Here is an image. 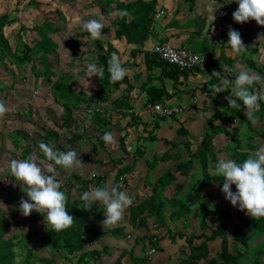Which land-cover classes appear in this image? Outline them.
Wrapping results in <instances>:
<instances>
[{
	"label": "crops",
	"instance_id": "1",
	"mask_svg": "<svg viewBox=\"0 0 264 264\" xmlns=\"http://www.w3.org/2000/svg\"><path fill=\"white\" fill-rule=\"evenodd\" d=\"M30 1L31 0H29L28 2L29 5H34L37 8V4H33L32 1L31 2ZM37 1L41 3V6L43 3H47V5H50V3L53 2V0H37ZM63 1H67L68 3L67 7L74 6V3H72L74 2V0L71 1L61 0V2ZM124 1L128 3L135 0H124ZM146 1H151V0H146ZM19 4L20 2L17 1L16 5ZM238 6L239 5L236 2V0H157L155 7V13H156L155 20L147 35L143 36L142 38L134 42H127L125 38L124 39L117 38L116 36V30L118 29V25H115L114 22L120 17V15H118L117 13L118 16L116 17V19H114L113 17L114 15H112V13L116 11H111L110 9L106 8L104 2H102L101 0H87V2L82 5V7L86 8V10L88 11L87 14L92 12L95 13L97 19H100L102 17L103 20H106L103 21L104 27L102 29V34L103 36L108 38L109 42H106V44H104V39L106 40V38L102 37L103 38L102 39L101 37H99V40L102 43V46L100 48L101 53L104 54L110 53L111 55L113 53L119 54L123 65L127 69L126 74L129 76L128 80L127 79L124 80V82L120 85V87L110 88V91L112 92L109 94L108 100L105 97L104 100L99 99L100 102L98 104L95 103L84 104L87 105L84 107V110H87L89 106L100 105V106H104L105 108L103 112L106 114H110L111 116L115 115L123 118V117H133L134 115V117H138V121H140L141 123L140 125L145 126L146 128L148 127L152 130L153 133L150 136L156 135L157 137L155 140H153L150 136L147 137L144 141V146L138 149L140 152H141V148H143L144 150L142 157L145 158V166L147 167V171H146L147 173H146V177L144 178V180H142V182L140 179H136V181L133 182L130 181V183L129 182L126 183V185L127 186L129 185L130 189L132 188L133 190L132 200L133 198H135V200L138 199L140 201L141 199L143 200V198H146L149 195H153L156 192L155 184L159 181V178L166 172V170L171 168L173 164L178 160L187 161L190 160L191 158L194 159V164L192 165L193 168H191L190 173L191 174L197 173L199 175L201 174L202 175V176L200 175L201 178L203 177L204 179L205 173H204L203 165L200 162L199 157L198 156L193 157V154L201 146L206 136V133L211 130L210 129L211 123L220 126L221 129L220 132L214 137L211 146V152L217 154L218 159L230 158V156L228 155V150L231 152L235 144H238L237 140L235 139L240 138L242 140V136H244L243 132H245V128L247 127L248 124L246 123L243 124L241 131L236 133V130L240 127L241 119H238L239 116L235 112L230 110L229 100L227 99V97L235 94V88H234L235 78H233L232 75L226 74L224 70V65L225 64L230 65L232 71H234V73L236 74L240 70L253 69L255 70L256 73H259L262 76H264V25L259 24L255 19H249L248 21L242 23L235 21L233 18V12L238 8ZM77 8L78 10H83L80 7ZM57 9L60 8L57 7ZM83 13L82 14L77 13L76 14L77 19L71 21L74 23L73 29L75 33L77 32L76 33L77 35H80L79 31L83 30V33L85 31L82 25L84 22L83 19L86 17V15L85 14L83 15ZM157 13H161V15L157 17L156 16ZM74 15L75 13L73 14V16ZM131 19H132L131 16L128 15V20L130 21ZM230 28H235L240 31L243 43L247 47L246 50H241L240 52H235L234 50H232L231 46L227 43V40L229 39L228 33ZM114 30L115 33L113 34ZM74 36L80 37L76 35ZM80 39H81V44L87 41V40L82 41L83 37L82 38L80 37ZM162 43H170L175 47H183L191 51H197V52L210 51L220 59L222 68L207 69L204 67H200L193 70L190 69L188 70V73L185 76L184 75L181 76L180 80L177 82L169 77H166L165 72L164 74H162V70L161 69L159 70V68L157 67L153 68L152 69L153 72L150 73L149 65H148V59L150 56L147 55V52L153 53L154 48ZM94 44L97 46L96 43ZM90 45L91 44L87 46ZM39 77L42 78L44 82H46L45 76L42 75ZM97 84L99 85L98 82ZM163 84H165V86L167 87L166 90L167 92L165 93L166 95L164 97V102H158V103L182 105V106L184 105L186 107L180 114L173 115L171 116V118H167L168 116L158 115L157 113L149 110L146 107V103L148 101L150 102V94L147 91V87L150 85L162 87ZM51 85L52 84L50 83V86ZM251 87L254 92L257 93L264 92V80L256 81ZM50 90L52 91V86ZM35 93L40 94L39 89L35 91ZM38 94L34 96L31 95V99L37 98ZM233 98L235 97L233 96ZM118 99L126 101L125 103L133 104L134 112L127 116H122L120 115L121 113H116L115 109L118 107H115L114 105ZM58 104L60 105V107L63 108L61 103ZM259 105H260V101H259ZM79 108H76L75 111ZM53 109L50 110V114L48 115V117H46L48 118V120L51 121L52 119L50 116L53 112H55L53 111ZM33 110L34 109L28 110V113L31 112L33 113ZM110 111L113 112V114L110 113ZM245 111H246L245 119L248 120L247 119L248 116L250 118L254 117L252 120L253 126L258 128L259 125H257L258 122H256L258 118L255 117L254 115H251V112L250 115L247 116V109H245ZM95 113L97 112H94L92 114L87 113V115L89 117H92ZM62 114H63V109H62ZM52 118L55 119V117ZM62 118L63 117H60V120H57L59 125H61L63 121ZM76 118L77 117H73L72 119H70L71 127L75 129V132H73L70 135L71 136L75 135L74 136L75 142L73 144V147H76L78 153H80L81 152L80 145L82 147L83 141L86 137V133L85 132L78 133L81 131H77L80 129H77L79 123L78 121H76L77 120ZM74 121H76V123ZM16 124L17 121H14L13 125ZM111 124L112 123H110L106 128H103L104 129L103 131L104 132L111 131L112 128ZM127 124H129V122ZM6 125L4 126L7 127ZM41 126H43L41 127V129L46 127L45 130L43 129L45 135L41 137L42 138L41 140H43L47 134L48 129L53 127L47 129L46 125H41ZM56 126L57 127L54 128H59L58 125ZM96 128L100 130V128L97 125ZM60 133L62 135L61 140L66 141L68 139L66 138V136L68 137L69 132L65 130L64 131L61 130ZM14 134H16L17 136L21 135L19 137L20 138L23 137L22 139H24L23 134H20L19 132L16 133L14 132ZM249 136H252V134H247V136H244L248 139L247 143L251 138ZM257 139L259 140L260 138L258 137ZM25 144L24 147H20V152L22 156L25 147L30 145V143L27 142ZM97 144L92 143V147L87 149V153H86L88 154L87 159L89 161L91 160L93 161L91 162L93 163V170H95L94 174L96 175L102 174L104 168L107 171H105L103 174L107 173L108 175L111 174L112 171L115 172L116 170L115 172L116 175L115 180H116L117 173L119 170V167L117 166L120 165L122 167L121 163L124 162V160L122 159V156H124L123 153L125 152L126 156L131 154L128 152V146L126 150L124 148H120L116 151L113 152L111 151L113 154H118L119 158L115 160L105 159L106 160L105 161L104 158L100 159L99 157H94L96 155H92V154H101L102 146L99 145V143ZM231 144L234 145L230 146ZM248 146L246 148L251 149ZM94 147H98L97 148L98 150L96 151ZM258 148L260 147H256V148L253 147V150L255 151ZM40 151H41L40 149L39 151H37L38 155L40 156V159L44 162L49 163L48 160L42 157L41 154L42 152ZM176 154L177 155L180 154V156L179 157L174 156ZM141 155L140 153L138 154V156ZM31 158L35 159L33 151L31 153ZM151 158L156 160V162H152L154 160L151 161L150 160ZM172 159H175L173 163H170V165H165L168 160H172ZM213 161L215 162V160ZM151 162L154 163L152 167L149 166ZM117 163L119 164L116 165ZM126 165H130V164H126ZM160 165L161 166L165 165V166L160 168L161 167ZM213 167L211 166L212 169L210 168L211 172L214 171ZM158 168H160V170L162 171L160 175H158L159 173ZM68 173L71 176L73 173H78V172L69 170ZM94 174L92 173V175ZM124 174L126 175L127 173ZM153 174H155L156 177L153 176ZM177 175L179 177L178 179L179 181L181 175L179 173ZM123 176L121 178L122 180L125 179V177ZM114 182L116 183V181ZM183 182L185 181H182L181 183ZM222 183L214 182V184L217 185H220ZM188 185L189 184H187V186ZM169 187L165 191L164 195L165 196L167 195L170 198L174 197V195L178 196L177 191L179 189L176 192L173 191V193H171ZM184 189L185 190L182 192L181 195H184L186 193L187 190L186 184L184 186ZM232 190H234V188H232ZM71 192L70 194L68 193L67 197L71 195ZM12 195L14 194L10 191V193L7 196V199ZM19 197H20L19 199H21L22 197L27 198V196L25 195ZM19 199H17V197L15 196L14 201H18ZM14 201L11 202L10 204H13ZM15 208L16 210H19L18 206H15ZM172 208L173 206H170V209ZM12 209L14 210L13 207ZM159 216L162 217V215ZM209 217H208L209 222L212 223L213 226L212 228L206 231H203L201 227H199V229H195L196 222L193 223L192 221L194 217L190 220V223L188 225H186V221L184 220H180L179 222L174 223L173 221H171V219H169L170 223L168 226H171L173 228L172 230H169V227L167 225L161 226L160 224H158L156 222L157 219L155 217L151 218L152 221L151 220L149 221L148 227H136L130 222V219L128 220V222L126 221L127 222L126 224L127 225L131 224L130 229L136 231V234H138V232H143V229L146 230V228H151V226L153 228L150 230L151 232H153L154 229L156 231L158 230L162 231L161 236L159 233H156L157 236H159V239L162 244L159 245L160 248L158 249V252L154 256V258L152 257V259L149 261L150 264H179V262L182 259L186 258L187 254L190 251V246L187 241L188 237H191L193 233H196L198 236L194 238L195 242H202L205 238L204 237L201 238L199 237V235H201L203 232L211 235L212 229L218 228L219 225L214 227L215 224L212 222V220ZM198 223L200 226V218L198 219ZM229 225L231 224H228V226ZM229 231L230 230L228 228L227 234L229 238V248L231 251H234L235 239L230 237ZM234 231L231 234L232 237ZM119 232L123 234V230H119ZM169 233H171L170 236ZM41 236H43V234ZM106 237L94 241L93 243L88 244V246H91L95 242H103V239H105ZM262 237L264 238V235H262ZM231 239H234L233 243ZM257 243L255 246H257ZM208 244L210 247V254L206 258H203L199 264L211 263V258L216 257L218 255L219 250L222 247L223 238L220 236L213 240H209ZM115 245L116 244H113V246L111 247L108 244L107 246L110 249H114L113 247ZM133 246L134 244L133 245L131 244L130 248L132 249ZM36 249L42 251L43 247L39 246ZM125 249L126 251L128 250V248ZM99 250L102 251L103 249H99ZM51 253L54 255L53 252ZM132 254L140 256V254L137 252L135 253L133 252ZM255 257L256 256L254 255L253 262L254 264H257ZM262 259L264 260V255L262 256ZM97 260H100L99 257L95 261ZM130 264H142V262L134 261V258L131 255Z\"/></svg>",
	"mask_w": 264,
	"mask_h": 264
},
{
	"label": "trees",
	"instance_id": "2",
	"mask_svg": "<svg viewBox=\"0 0 264 264\" xmlns=\"http://www.w3.org/2000/svg\"><path fill=\"white\" fill-rule=\"evenodd\" d=\"M31 1L33 4H37V7L41 6V3H39L37 0ZM101 1L104 2L106 8L110 9L111 11H116L118 15H120V10L127 9V15H120V17L114 22L115 25H118V29L116 30L117 38H125L127 42H134L147 35L151 29L155 20V7L157 0H135L128 3H126L124 0ZM15 10L19 11L17 8ZM52 12L54 15H57L56 21L58 22L42 19L37 23V25L33 26L34 28H29L30 26L27 24L21 27V33L28 29H33V31L36 32L37 39L35 40L34 45L26 42L19 44L13 55L17 57V60L23 64H26L30 61H35L31 68L32 71L36 74V76H45L46 79L52 84L51 86L55 100L56 102L61 103L63 106V121L61 125H58L59 128L53 127L48 129L47 134L42 141L51 144L54 146V148L66 151L70 147H73L75 135L71 136V138H68L66 141H62V135L60 133L61 129H66V131H69L72 128L70 119L73 118L76 108H79L84 104L99 103L100 100L98 102H94L84 91L75 90V88L72 86L73 76L68 70L61 69L57 71L54 69L56 67V63L54 60L50 59L49 55L54 54L59 50L60 43L54 37H52V34L59 32L61 29L59 24L66 17L60 9L52 10ZM9 13L10 12H5L0 17V60L2 62H4L3 58H8L12 54L11 44L3 30L6 23L12 22L14 18H17L14 17L13 19H10ZM128 15H130L132 18L130 21L128 20ZM84 34L88 37V40L83 42V45H95L94 43H96L97 47L101 48L102 43L100 42L99 37L93 38L87 31H84ZM73 39L74 48H79L81 46L80 37L74 36ZM147 55L150 56L148 59L150 73L153 72V68L157 67L159 70H162V74L165 72L166 77H169L176 82L180 80L181 76H185L188 73V69H181L177 66L170 65L169 63L160 59L155 52H147ZM34 56L39 57V61L34 60ZM111 56L112 55L110 53L104 54L101 52L98 56L100 62L99 67L103 70V75L100 77L97 76V81L99 83L97 94L102 100H104L105 97L107 100L109 99L110 88L120 87L124 80H128L129 78L127 74L124 78L116 81H113L110 78V73L108 71V61L111 59ZM201 67L207 69L222 68L220 59L216 62H208ZM7 69H9V67H7ZM166 90L167 87L165 84H163L162 87L155 85L148 86L147 91L150 94V102H164V97L166 95L165 93L167 92ZM3 102L6 104L5 101ZM125 102L126 101L124 100L118 99L114 106H121L125 109H133V104ZM148 103L149 101L146 103V107ZM245 107L246 106L234 107L229 105L230 110L239 116L238 119H241L240 127L236 130V133L240 132L242 125L246 123L253 134L252 136H249L251 138L246 145L242 144V140L240 138H236L235 140H237L238 144H235L231 152L228 150V155L230 158L236 159L238 161L243 160L249 154H251L254 151L253 147L256 148L264 145V100L260 101L258 108L251 110V115L257 117V120L263 121L259 128L253 126L252 120L254 117L250 118L248 116V120L245 119ZM129 114L132 113L125 111L120 115L127 116ZM92 117H94L96 124L100 128V138H103V128H106L110 124L111 115L104 112H97ZM132 119L137 120L138 117H134L133 115ZM210 129L211 130L206 133L201 146L193 154V157H199L205 173L204 179L200 182L199 187L194 189L195 185H193L192 181L193 177L196 176L197 173H190L191 168H193L192 165L194 164V159L191 158L187 161L178 160L159 178V181L155 184L156 192L153 195H149L140 201L138 199H133V203L130 205L128 210L130 222L134 226L148 227V223L152 217H155L157 220H159L161 226H168L170 223L169 219H171V221L174 223L184 220L186 221V225H188L193 217H199L200 227L203 231H206L213 226V224L209 222V216L213 215L214 220L218 222L221 217L229 218L234 215L231 204L227 206L217 204L216 207H214L203 200V196L208 195V192L203 191L207 184L210 182L222 183V178L216 175L214 171H210L211 160H215V162H217L218 159L217 154L211 152V146L214 137L220 132L221 129L220 126L215 125L214 123H211ZM255 133L257 136H259V138L261 137L258 140L259 143L252 141ZM150 137L153 140L157 138L156 136ZM52 138L55 141H51ZM124 140L125 137L122 139V144L123 148L126 150L127 145ZM42 141L39 142L38 146ZM102 142L104 143V140H102ZM247 146L251 149L246 148ZM94 148L96 151L98 150V147ZM23 151L24 153L22 158H31L32 145L26 146ZM40 152H42V150ZM139 153L140 155L142 154L141 156H143V148H141V152L139 151ZM41 154L42 157L47 160L44 153L42 152ZM174 156L179 157L180 154H176ZM136 162L137 161H134L133 164L119 168L117 178L115 180L116 183L120 182V178H122L124 173H127L133 169ZM152 162H156V160ZM213 168H215V166ZM178 173L180 175L186 176V193L181 195V191L184 190L185 186L184 183H181L179 185V190L177 191L178 196L174 195L172 198L168 197L167 195L165 196V191L168 189L169 185L178 181ZM188 176H191V184L187 186ZM69 178V185L71 188L75 186L74 179H76L77 184H79L82 189L80 194H77L74 197H71V195L67 197L66 207L70 214L74 216V223L60 231L53 229L51 226H47L45 235H39L41 236L40 238L43 242L42 255L40 254L39 258L36 260L33 257V252L37 251L38 249L28 247L27 257L22 264H62L61 261L63 260L69 259L72 261L78 256L79 259L76 264H90V260H96L102 255L100 250L96 248L92 249L88 246V244L106 237L111 231L115 229L111 225H103L101 222L104 219L103 210L105 208L102 202H96L92 205V208H87L86 202L81 199L82 193L89 189L90 184L93 182V178H83L79 173H73L71 176H69ZM98 181L105 182L106 175L98 176L95 179V182L97 183ZM103 186L105 185L103 184ZM120 188H122L121 185ZM8 199L9 201H13L15 196L12 195ZM170 206H173V208L170 209ZM159 215H162V217ZM236 215L239 216L241 220L239 223L231 222L229 219L223 221L217 229H212L211 235L205 232L199 235V237L205 238L202 242H195L194 238L198 236L196 233H193L191 237H188L187 241L190 246V251L186 258L182 259L179 264H199L203 258H206L210 254V247L208 244L209 240H213L220 236L223 238L222 247L219 250L218 255L211 258L210 264H240L239 260L242 256L247 254V249L250 248L251 241L256 239L257 235H264V217L253 218L251 215L246 214V210H241L240 208ZM28 219L34 224H37L41 220L44 221L45 218L42 213L33 210L32 213L28 215ZM228 224H231L235 228L233 234V238L235 239L234 251H231L229 248V238L227 234ZM9 225L10 217L6 216L3 210L0 208V264H17V253L15 251V247L18 244L26 246V244L23 242V239L16 241L15 237H7ZM248 228H251V230L249 231ZM124 229L125 228L122 227L117 228V230L123 231ZM30 236V234L25 235V238H29ZM151 239L158 241L155 242V249H159L160 239L156 237V235L151 236ZM252 250L255 252L256 263L264 264V260L262 259V256L264 255V240L259 241L257 246L255 248L253 247ZM50 252H53L54 256H50ZM132 256L134 261H140L142 264H150L149 260L152 259V256L145 257L143 255L139 256L135 254H132ZM147 260L148 262H146Z\"/></svg>",
	"mask_w": 264,
	"mask_h": 264
},
{
	"label": "rangeland",
	"instance_id": "3",
	"mask_svg": "<svg viewBox=\"0 0 264 264\" xmlns=\"http://www.w3.org/2000/svg\"><path fill=\"white\" fill-rule=\"evenodd\" d=\"M17 1L20 2L19 5L17 4ZM71 1V0H70ZM82 1V2H81ZM29 0H0V17L5 12H10V19H13L12 22H8L4 26V34H6L10 44H11V56L8 58H3L2 62L0 60V101H5L8 110L0 114V208L3 210L4 214L6 216L9 215L11 225L8 228V236L16 238V241H19L20 239H23L26 246L23 245H17L15 248V251L17 253L16 262L17 264H22L25 258L27 257V249L28 247L36 249L39 246L43 245L41 236L39 235H45L46 233V227L51 226L46 223L45 219L44 221H40L37 224H32L33 222L28 219V216H25L22 214L20 210H16L15 206H18L20 202L19 196H27L26 192L23 190L21 186V182L19 180H16L15 177H13L10 174V161L14 158H20L22 159V155L20 152V147H24V144L30 143L32 145V151L34 153V157L37 160L38 163H42V165L46 166L47 162H44L40 159V156L38 155L39 151V142L42 141L41 137L45 135V128L41 129V125H46L47 129L50 127H57L58 124L57 120H60V117H63L62 115V107L56 102L54 93L50 90V81L46 80L44 82L42 78L39 76H36L34 72L32 71V65L35 61H30L26 64H23L17 60V57L13 55L15 51L17 50V47L19 44L22 43H29L31 45L35 44V40L37 39L36 32L30 29L23 31L21 33L20 29L23 25L27 24L32 28L34 25H37L39 21L42 19L44 20H52L55 22L57 15H54L52 10H55L60 8L62 13L65 15V19L60 22V30L59 32L52 34L59 43L60 47L57 52L54 54L49 55L50 59L54 60L56 63L55 70H68L71 75L73 76L72 80V86L75 88V90L80 91L83 90L87 96L94 102H98L100 97L97 94L98 91V84H97V75H93L92 77H89V74L87 72V64L89 62H96L99 66V53L101 52L100 47H97L95 45H83L79 48L73 47V38L74 35L83 37L82 41L88 40V37L85 36V34L82 31H79L80 35H77L73 29L74 23L71 22L72 20L77 19V13H83L86 17L83 19L84 21L90 19V18H96L95 13H88L86 8H83L82 5L87 2V0H74V6L67 7L68 3L67 1L61 2V0H56L50 5H47V3H43L41 8L35 7L34 5H29ZM26 3V4H25ZM28 3V4H27ZM18 7V8H17ZM77 7H80L83 10H78ZM19 9V11L15 9ZM10 9V10H9ZM76 11V12H75ZM83 11V12H82ZM75 15L73 16V14ZM30 14V15H29ZM112 15H114V19H116L117 12H113ZM72 17V19H71ZM32 21V22H31ZM82 21V20H81ZM106 21V20H103ZM31 22V23H30ZM34 28V27H33ZM115 28V27H114ZM35 30V29H34ZM115 33V30L113 34ZM84 35V36H83ZM101 38L105 36H100ZM103 39V38H102ZM108 41V38L106 40L104 39V44H106ZM34 60L39 61V57L34 56ZM9 67V69H7ZM26 87V88H25ZM2 88V89H1ZM252 88V87H251ZM39 89L40 94L35 93ZM112 91H110L111 93ZM38 94L37 98H32L31 95L34 96ZM33 103V104H32ZM94 104V103H92ZM98 104V103H95ZM43 105V106H42ZM47 105V106H46ZM84 106H81L79 109H77L74 113L73 117H77L76 121H78L77 131H81L78 133H86V137L83 141V145L81 147V155L80 158L83 162L82 168L87 169L88 173L90 175L85 174L83 171H80L83 178L86 179H92L93 182L90 184L89 189L87 191L94 190L97 186H108L111 188L113 184L115 183V172L112 171L111 174H103L105 171V168L102 171V174L96 175L94 174L93 170V161H89L87 159V149L92 147V143H99V145L102 146L101 154H92L96 155L94 157H99L105 159H117L119 158L118 154H113V151H116L120 148H123L122 139L125 137L124 142L128 146V152L131 153L130 155L126 156V153L124 152L122 156V159L124 162H120L122 166L126 164H133L134 161H137V163L134 165L133 170H130L127 172V174L123 177L124 182L120 178V182L117 183L118 185H122V190H126L128 194L132 197V188L130 189V186L126 185V183H130L133 181H136V179H140L141 182L146 177V171L147 167L145 166V158L142 156H138L140 147L144 146V141L147 137H149L153 132L150 128H146L145 126L140 125V121L132 119V117H118V116H111V131L114 133L116 143L115 145L108 144L104 141L102 142L103 138H100V130L96 128V122L94 117H89L87 115V110H84ZM55 110H54V109ZM246 108V107H245ZM34 109L33 113H28V110ZM53 109V112L51 114V120H48V115L50 114V110ZM36 112V113H34ZM110 113L113 114V112L110 111ZM44 117V118H43ZM52 117H55L53 119ZM171 118V117H167ZM173 118V117H172ZM17 121L16 125H13V122ZM76 121H74L76 123ZM129 122V124H127ZM256 122L258 128L263 123V121L257 120ZM74 123V124H75ZM7 124V125H6ZM6 125L7 127H5ZM98 126V125H97ZM125 126V127H124ZM18 129V130H16ZM62 131H66V129H61ZM14 132H19L20 134L24 135V139L20 138L21 135H16ZM69 135L75 132L74 128H71L68 131ZM246 132V134H245ZM245 132H243L244 136H247V134H252L251 129H249L248 125L245 128ZM126 133V134H125ZM253 135V134H252ZM15 136V137H14ZM156 136V135H155ZM242 136V143H247V138ZM122 137V138H121ZM253 142L259 143L257 134L255 133L253 136ZM256 137V138H255ZM261 138V137H260ZM40 139V140H39ZM229 139V138H227ZM54 139L52 138L51 141ZM233 143V142H232ZM26 145V144H25ZM98 145V144H97ZM234 144H231L230 146H233ZM19 146V148H18ZM263 146V145H262ZM217 148V147H216ZM112 151V152H111ZM139 158V159H138ZM121 159V158H120ZM151 161L154 160L153 158L150 159ZM106 161V160H105ZM109 161V160H107ZM175 159L168 160L165 165H170V163H173ZM97 164V163H95ZM117 163L116 165H118ZM154 163H150L149 166L152 167ZM165 165H160L164 167ZM216 163L214 161H211V166H215ZM95 166V165H94ZM117 167H121L118 165ZM59 169V175L58 179L62 182L61 188L62 190L68 195L69 191L71 192V197L76 196L77 194H80L82 192L81 186L77 184L76 179H74L75 186L72 188L69 185V176L68 173L69 170H64L61 166H57ZM158 168V175L162 173V171ZM201 172V171H200ZM92 173L94 175H92ZM155 173V172H154ZM92 175V176H91ZM100 175H106V181L97 183L95 182V179ZM157 175V176H158ZM201 175V174H200ZM199 174L193 177V185H195V188L199 187L200 181L203 180V177L201 178ZM153 176L156 177L155 174ZM151 177V176H150ZM180 180L178 182L173 183L170 185L169 190L171 193L176 192L179 188L178 185L183 182L184 185L186 184V176H180ZM152 178V177H151ZM188 184H191V176L187 177ZM202 179V180H201ZM223 183L220 185L214 184V182H210L207 186H205V189L203 191L208 192L206 196H203V200L210 205L216 207L217 204H221L222 206L232 205L231 201L226 199V194L222 191ZM130 191H129V189ZM232 188H234L233 191L236 190L235 185H232ZM185 190V189H184ZM182 190L181 192H183ZM10 191L19 199L18 201H14L13 204H10L13 201H9L7 199L8 194ZM70 194V193H69ZM211 194V195H210ZM135 199V198H133ZM18 204V205H17ZM14 208V210L12 209ZM129 206L125 209L124 215L122 219L114 224L111 225L115 230L111 231L110 234L107 235L105 239H103V242H95L91 246H89L92 249H103L102 255L99 256L100 260H90V264H130L131 255L134 252L139 253L143 256H149L153 257L158 252V249H155V239H151V236L156 235V233H159L160 236L162 235V231L155 229L153 232L150 230L151 228H146V230L143 229V232H138L136 234V231L131 230V224H126L129 217ZM233 213L234 215L229 218L221 217L218 222L214 220V216L211 215L209 218L212 220V222L215 224L214 227L221 225L223 221H226L229 219V221L239 223L241 220L239 216L236 215L237 211L239 210L238 205L233 206ZM127 212V213H126ZM105 219V216H104ZM103 219V220H104ZM198 217H195L192 219L193 223L196 222L195 229H199V223H198ZM103 220L101 222H103ZM152 221V219L150 218ZM127 221V222H126ZM167 221V220H166ZM158 224L159 220H156ZM123 226V227H122ZM118 227L126 228L123 231V234L117 230ZM229 235L232 237V232L234 231V227L229 225ZM173 228L169 226V230H172ZM248 230H251V228H248ZM132 231V232H131ZM142 231V230H141ZM114 232V233H113ZM113 233V234H111ZM172 233V232H171ZM169 233V236L171 235ZM30 234L31 236L29 238H25V235ZM166 234V233H165ZM168 234V233H167ZM179 234V233H178ZM39 236V237H38ZM264 240L262 236H256V239L252 240L250 243V248H248V252L246 255L242 256L240 258V264H254L253 257L255 255V252L252 250V248L256 247V243L259 241ZM232 243L234 242V239H231ZM108 243L111 247L113 244H116L113 248L110 249L106 244ZM131 244L133 248L131 249ZM162 244L161 241H159V245ZM125 248H128L126 251ZM98 249V250H99ZM133 251V252H132ZM33 257L37 260L42 253L41 250H37L33 252ZM51 253V252H50ZM254 253V254H253ZM53 254L51 253L50 256ZM54 256V255H53ZM79 259V256L74 258L72 261L69 259L61 261L62 264H76ZM150 261V260H149ZM153 261V260H152ZM148 262V260L146 261Z\"/></svg>",
	"mask_w": 264,
	"mask_h": 264
},
{
	"label": "clouds",
	"instance_id": "4",
	"mask_svg": "<svg viewBox=\"0 0 264 264\" xmlns=\"http://www.w3.org/2000/svg\"><path fill=\"white\" fill-rule=\"evenodd\" d=\"M238 8L233 12V18L237 22H246L255 19L264 25V0H236ZM120 15H127V9L120 10ZM83 29L90 33L91 37L102 36L103 18H90L83 22ZM227 43L235 52L246 50L241 33L235 28H230ZM224 68L231 71L230 65ZM108 71L113 81L120 80L127 73L119 54L113 53L108 61ZM89 77L103 75V70L96 62L87 64ZM264 80V76L256 73L253 69L240 70L234 79L235 94L227 97L229 105L234 107L246 106L247 116L252 109L259 106V101L264 100V92L252 91L251 86ZM233 96L235 98H233ZM8 110L7 105L0 101V114ZM103 140L115 145L116 140L112 131H105ZM40 149L48 161L46 166L38 163L34 158H14L10 161V174L21 182L27 198L22 197L18 205L23 215L28 216L33 210L44 215L47 224L57 231L63 230L74 223V216L66 207L67 195L61 188V181L57 178L61 166L64 170L83 171L90 175L83 164L76 147L68 150L54 148L49 143L41 142ZM214 173L220 176L223 182L222 191L226 199L233 206L246 210V214L253 218L264 217V146L253 151L243 160L232 158H220L217 160ZM236 190H232V185ZM81 199L86 202L87 208H92L96 202H102L105 206L103 212L105 219L103 225L118 223L125 209L133 203L132 197L126 190H121L118 184L111 186H97L94 190L84 191Z\"/></svg>",
	"mask_w": 264,
	"mask_h": 264
},
{
	"label": "built area",
	"instance_id": "5",
	"mask_svg": "<svg viewBox=\"0 0 264 264\" xmlns=\"http://www.w3.org/2000/svg\"><path fill=\"white\" fill-rule=\"evenodd\" d=\"M161 13H157V17H159ZM154 52L159 56L160 59L169 63L170 65L177 66L181 69H195L197 67L204 66L208 62H216L219 58L210 51L205 52H197L191 51L183 47H175L170 43H162L154 48ZM226 65V64H225ZM227 75H232L235 78L236 73L234 71H228L224 68ZM147 108L158 115L171 117L176 114H180L184 108V105H172V104H164L158 102H149ZM104 106L95 105L89 106L87 108V113L92 114L94 112H103ZM128 111L129 113H133V109H125L122 107H118L115 109L116 113H123ZM67 138H71V135H68Z\"/></svg>",
	"mask_w": 264,
	"mask_h": 264
}]
</instances>
